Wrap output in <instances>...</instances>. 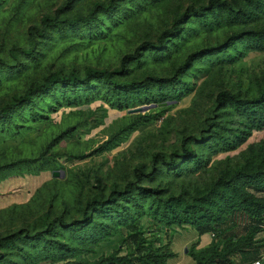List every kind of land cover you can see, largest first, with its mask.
<instances>
[{
	"label": "rangeland",
	"instance_id": "1",
	"mask_svg": "<svg viewBox=\"0 0 264 264\" xmlns=\"http://www.w3.org/2000/svg\"><path fill=\"white\" fill-rule=\"evenodd\" d=\"M108 2L0 0V109L13 105L0 118V264H91L109 255H144L156 264L173 251L174 238L180 254L189 255L197 249L194 224L165 223L160 204L174 199L177 210L194 207L192 220L207 205L220 222L229 208L214 204L218 189L239 174L264 178V128L237 144L243 118L216 100L222 91L241 99L263 91L264 51L239 54L244 46L232 34L264 29V13L224 24L210 22L207 10L195 15L208 0H116L91 20L44 30L45 23L85 17ZM175 23L178 32L162 38L161 49L142 50L138 61L120 66L124 54L157 42ZM115 69L117 81H142L145 88L116 89L88 78ZM53 75L57 82L48 89L18 101ZM66 78L78 82L67 85ZM183 91L189 93L177 100ZM117 99L129 107L117 108ZM137 107L146 108L127 113ZM136 185L160 194L141 197ZM248 190L264 198V190ZM229 217L219 227L226 232L216 237L220 245L249 236L264 248V229L254 233L245 213ZM253 256L232 261L246 264Z\"/></svg>",
	"mask_w": 264,
	"mask_h": 264
},
{
	"label": "trees",
	"instance_id": "2",
	"mask_svg": "<svg viewBox=\"0 0 264 264\" xmlns=\"http://www.w3.org/2000/svg\"><path fill=\"white\" fill-rule=\"evenodd\" d=\"M72 1V0H68ZM116 0H109V2L104 5L102 3H97L88 13L87 16L81 18H65L61 20L55 19L54 23H45L44 30L48 29V27H63L68 26L72 27L78 24L80 20H91L95 17L96 13L107 11L109 8L112 7ZM207 10L208 14L210 15V22L215 23H224L230 24L233 22L234 19L238 18L239 16H245L250 11H259L264 13V0H208L207 6H200L198 7L194 13L196 16H202L203 12ZM179 30L177 23H175L171 28L165 29L161 36L159 37L157 42L153 41H144L139 47L134 49L130 53L124 54L120 59V66L123 67L126 64L134 61H138L141 56L142 50H159L163 47V40L162 38H167L169 36L175 35ZM260 37H264V29L258 31H243L239 33L232 34V39L240 40L242 45L244 46V50L239 51V54H244L249 51H264V40ZM198 53L189 54L186 58V61L180 65L178 70H182L186 68L192 59V56ZM200 54V52H199ZM122 70V68H120ZM121 70H103V71H92L89 73L88 78L93 79H101L106 84L112 86L113 88L120 89L126 88L128 86H133L134 89H141L145 88L144 83L135 82V83H122L117 81L114 76L115 74H119ZM86 78L80 81V83H86L88 80ZM152 81L161 82L160 78H151ZM56 75L48 77L43 83L36 84L33 89L28 90L25 95L20 97L18 101L25 102L28 97L32 94L37 92H41L43 90L48 89L52 86L53 83H56ZM78 82L77 79L66 78L63 79L64 84H71L73 86L76 85ZM188 91H183L177 94V100H180L183 96H185ZM216 100L221 103L228 102L234 110L240 114L243 118V129H241L240 134H238V141L237 144L242 141L246 135H248L252 129H263L264 128V89L263 91L256 97L253 98H246L241 99L237 96L227 92L222 91L218 93ZM116 106L119 109H125L129 107L128 104L122 103L121 100L117 99ZM13 107V105H7L0 109V118H4L9 110ZM141 117L137 119V123L141 122ZM67 132L63 130L59 135L53 138L47 145L48 148L52 145L57 138L62 136ZM113 137H111V141ZM191 154H185L182 157L184 159L189 158ZM28 159H23L20 162H27ZM15 163L9 165H3L2 167H10ZM135 175L137 177L140 176L139 169L135 170ZM260 175H255L253 180L250 179L246 175H237L234 178V181H239L240 185H236L234 181L229 182L227 185L221 187L216 192L217 201L214 204L222 205L225 204L229 208L228 213H226L222 219V221L218 222L215 219H212V211L208 209L207 205L204 207L205 215H199L196 219H190L191 216L189 215L190 212L194 211V207L185 206L182 209L177 210L176 206L177 203L174 199H167L162 202L159 206L161 213L165 216V223L171 224L172 222H189L194 224L197 234H203L209 232L213 234L212 241L209 243L208 246L195 249L189 256L192 259V264H233V258L235 256H240L242 260H248L251 255H255L254 259L246 264H252V262L257 259L261 249H257L258 246L252 245L251 237L249 236H232L228 239L227 243L224 245H220L216 241L217 236H225L226 232L225 229H220V225L225 223L229 216H231L234 212L245 213L249 218L252 219L250 227L253 228V232L260 231L264 229V198L257 197L253 193L248 190V187L254 185L257 190H264L262 187V182L264 178L259 179ZM257 183L255 185L254 183ZM137 195L141 197H150V196H157L160 194V190L155 187L150 186H142L136 185L135 187ZM210 203V201L208 202ZM226 212V211H225ZM173 216V219H168V216ZM190 220V221H189ZM233 221H230V224ZM75 224L73 223H64L61 222L63 227H68ZM224 230V231H223ZM164 234L167 233L165 229V225H163ZM196 245L194 246V248ZM252 248V250H250ZM264 249V248H263ZM257 252V253H256ZM175 256L173 251H169L167 253H161L159 259H157L156 264H165L167 259L172 258ZM236 261L235 264H237ZM87 264V263H83ZM91 264H148L145 261L144 255L135 256L134 258H127L125 256H106L104 258L99 259ZM264 264V262L262 263Z\"/></svg>",
	"mask_w": 264,
	"mask_h": 264
},
{
	"label": "crops",
	"instance_id": "3",
	"mask_svg": "<svg viewBox=\"0 0 264 264\" xmlns=\"http://www.w3.org/2000/svg\"><path fill=\"white\" fill-rule=\"evenodd\" d=\"M195 239L197 240V249L206 247L209 245V243L212 241L211 233L206 232L203 234H196ZM177 240V239H176ZM185 245H183L182 249ZM179 245L177 244V241H172V250L175 253V256L172 258H169L165 264H192V259L189 255H181L179 251Z\"/></svg>",
	"mask_w": 264,
	"mask_h": 264
},
{
	"label": "water",
	"instance_id": "4",
	"mask_svg": "<svg viewBox=\"0 0 264 264\" xmlns=\"http://www.w3.org/2000/svg\"><path fill=\"white\" fill-rule=\"evenodd\" d=\"M162 104H165V103H160L159 105H162ZM145 108L146 107H137L135 109H128L127 113H135V112H138V111H143ZM52 176L58 177V176H60V174L58 173V171H53L52 172Z\"/></svg>",
	"mask_w": 264,
	"mask_h": 264
},
{
	"label": "built area",
	"instance_id": "5",
	"mask_svg": "<svg viewBox=\"0 0 264 264\" xmlns=\"http://www.w3.org/2000/svg\"><path fill=\"white\" fill-rule=\"evenodd\" d=\"M213 236V234H211ZM264 262V249H262L259 253L257 259H255L252 264H262Z\"/></svg>",
	"mask_w": 264,
	"mask_h": 264
}]
</instances>
